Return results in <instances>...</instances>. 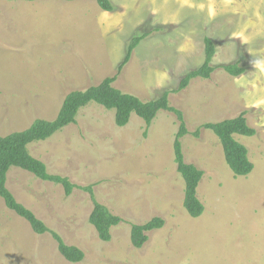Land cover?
Masks as SVG:
<instances>
[{"label":"rangeland","instance_id":"374dc122","mask_svg":"<svg viewBox=\"0 0 264 264\" xmlns=\"http://www.w3.org/2000/svg\"><path fill=\"white\" fill-rule=\"evenodd\" d=\"M0 0V136L52 121L65 96L115 77L112 86L141 102L168 92L181 113L185 164L202 172L195 196L203 207L192 218L183 207L184 182L176 171L173 142L178 118L160 111L147 127L132 114L124 127L115 112L89 103L76 121L49 139L28 145L60 185L12 167L6 187L48 230L35 234L0 198V264H264V0ZM202 5V7H201ZM211 6L212 14H209ZM136 35H147L126 57ZM214 45L208 79L181 80L204 61V39ZM238 64L230 76L220 66ZM245 113L253 137L234 135L253 169L234 176L218 138L201 127ZM199 135L194 137V131ZM92 197L121 222L103 242L88 222ZM153 218L140 249L131 225ZM52 233L83 254L69 263Z\"/></svg>","mask_w":264,"mask_h":264},{"label":"trees","instance_id":"16d2710c","mask_svg":"<svg viewBox=\"0 0 264 264\" xmlns=\"http://www.w3.org/2000/svg\"><path fill=\"white\" fill-rule=\"evenodd\" d=\"M17 1V0H6ZM25 2H35L37 0H22ZM73 1V0H58ZM98 6L105 12H111L112 6L109 0H96ZM147 35L134 36L126 49V57L118 68L121 70L129 59V55L139 45ZM214 55V45L208 38L204 39V61L202 65L192 72L186 74L181 80L178 91H182L191 79H208L215 70L210 62ZM227 74L237 77L243 70L238 64H227L220 66ZM113 78H105L97 86H91L84 91H72L63 99L57 116L52 121L35 120L27 129L15 132L4 137L0 136V198L7 209L14 212L18 217L25 220L35 234L43 235L49 230L39 222L31 211L19 204L12 193L6 187V176L10 168L15 167L31 173L39 180L60 185L64 190V195L69 196L73 189L79 188L71 184L66 178L48 175L44 164L33 158L28 152V145L34 142L44 141L63 128L74 124L79 110L89 103L97 104L105 110H113L114 123L117 127H124L129 122L132 114L141 118L148 127L158 112L166 111L173 113L179 123L178 132L173 142V154L176 164V171L184 182L183 207L192 218H198L203 207L198 202L195 191L202 178V172L190 164H185L181 151L180 140L187 134L182 115L177 110L168 105L165 92L156 100L141 102L138 98L123 94L113 88ZM202 129L210 130L219 140L226 165L234 176H247L251 173L253 166L247 158V150L234 140V135L253 137L256 134L254 128L249 127L245 118V113L239 114L235 118L225 119L217 123L204 124ZM200 130L194 131V137L199 135ZM80 190L91 195L93 210L88 222L95 229L98 238L103 242L110 240V229L121 222V219L112 215L104 206L98 204L92 197L91 187L80 188ZM164 222L160 218H153L143 225H131L130 242L136 249H140L147 241V233L158 230ZM53 239L57 243L59 254L69 263H78L83 260L84 254L70 246H66L61 238L51 232Z\"/></svg>","mask_w":264,"mask_h":264},{"label":"clouds","instance_id":"9594fccd","mask_svg":"<svg viewBox=\"0 0 264 264\" xmlns=\"http://www.w3.org/2000/svg\"><path fill=\"white\" fill-rule=\"evenodd\" d=\"M182 3H184V4H189V0H182ZM189 6H191V4H189ZM201 7H202V5H201ZM209 14H210V15L212 14L211 6L209 7Z\"/></svg>","mask_w":264,"mask_h":264}]
</instances>
